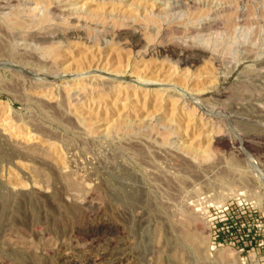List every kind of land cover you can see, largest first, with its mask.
<instances>
[{
    "label": "rangeland",
    "instance_id": "obj_1",
    "mask_svg": "<svg viewBox=\"0 0 264 264\" xmlns=\"http://www.w3.org/2000/svg\"><path fill=\"white\" fill-rule=\"evenodd\" d=\"M72 263L264 264V0H0V264Z\"/></svg>",
    "mask_w": 264,
    "mask_h": 264
},
{
    "label": "built area",
    "instance_id": "obj_2",
    "mask_svg": "<svg viewBox=\"0 0 264 264\" xmlns=\"http://www.w3.org/2000/svg\"><path fill=\"white\" fill-rule=\"evenodd\" d=\"M218 211L221 213V216H220L221 218L219 217L218 219L219 221H213L214 218L210 219L212 221L211 222L212 227H210V232H211L210 236L214 239V245H216L217 240L221 241L220 236L222 234H224L225 232H228V229L226 228H228L229 226L231 227V229L234 228L233 225L236 223H233L231 225V222H234L236 218L238 217H242L243 214H247V211L242 210L239 204L235 202H229V203L224 204L223 207L220 208ZM247 215L250 216L251 213ZM219 222H222V223H219ZM221 225H226V227H222ZM218 227L221 228V230L223 231H220Z\"/></svg>",
    "mask_w": 264,
    "mask_h": 264
},
{
    "label": "bare ground",
    "instance_id": "obj_3",
    "mask_svg": "<svg viewBox=\"0 0 264 264\" xmlns=\"http://www.w3.org/2000/svg\"><path fill=\"white\" fill-rule=\"evenodd\" d=\"M187 56V55H186ZM217 140V139H216ZM218 140H220V143H222V144H224V146H228L230 143H229V141L227 140V139H225L224 137L222 138V139H219L218 138ZM219 142V141H218ZM239 142V141H238ZM242 144H244V141L243 142H241ZM241 143L239 144L240 146H241ZM247 144V143H246ZM236 145V144H235ZM238 145V144H237ZM124 187V186H123ZM24 190V189H23ZM25 191V190H24ZM27 192V191H26ZM46 196V195H45ZM128 196V195H127ZM129 197V196H128ZM120 199V198H119ZM129 199V198H128ZM135 200V199H134ZM84 204V203H83ZM92 205V204H91ZM78 206H79V204H78ZM91 208V207H90ZM102 224V223H101ZM100 224V225H101ZM107 227V226H106ZM220 258V257H219ZM226 258H228V257H226ZM63 260V259H62ZM93 260V259H92ZM95 260V259H94ZM99 260V259H98ZM94 262V261H93ZM237 262V261H236ZM92 263V262H91ZM72 264H74V263H72ZM80 264V263H79ZM89 264V263H88Z\"/></svg>",
    "mask_w": 264,
    "mask_h": 264
}]
</instances>
